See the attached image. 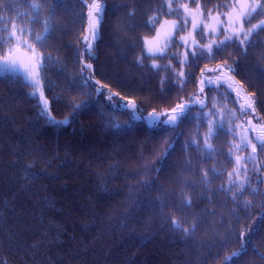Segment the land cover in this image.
Masks as SVG:
<instances>
[{
    "label": "trees",
    "instance_id": "trees-1",
    "mask_svg": "<svg viewBox=\"0 0 264 264\" xmlns=\"http://www.w3.org/2000/svg\"><path fill=\"white\" fill-rule=\"evenodd\" d=\"M186 2L175 0L173 8ZM33 3L40 5L41 21L50 16L53 0H0V36H7L12 24L29 26V18L35 15ZM103 3L99 36L91 53L78 55L88 26L89 9L82 0H56L49 21L54 31L44 44L34 40L43 30L42 22L31 26L32 36L17 33L21 40L34 43L39 53L51 54L40 79L51 115L57 120L68 117V123L48 122L41 114L39 94L30 95L33 89L21 72H0V264H229L226 258L240 248L264 214V151L259 144L254 159L242 161L247 168L242 194L233 199L238 187H232V192L220 189L229 187L228 173L237 167L235 157L252 154L250 145L239 150L234 145L241 143L250 116L264 124V104L257 103L255 113H242L232 92L226 99L215 89L209 93L207 87L205 94H198V81L201 69L239 60V73H231L232 77L247 95L264 101V82L257 71V65L264 66V31L253 34L252 39L260 43L248 48L246 57L238 41L230 42L214 59H201L190 69L177 62L185 49L175 44L168 52L181 55L157 57L161 67L153 69L152 58L137 61L143 38L153 36L163 20L178 16L167 11L165 0ZM220 3L229 0H210L207 8ZM190 7L195 8V3ZM133 10L134 15H129ZM153 16L154 25L149 22ZM263 17L264 7L247 19L245 28ZM190 31L189 23L176 33L177 39ZM223 36L221 32L201 39L197 33L196 39L206 44ZM9 43L17 45L15 40ZM16 51L31 56L23 44ZM169 61L172 68L166 69ZM85 63L92 68L82 74ZM181 69L195 75L182 89L171 83L162 89V78L175 80L174 72ZM101 86L102 94L97 96L95 90ZM224 91L222 87L220 92ZM110 94L113 102L135 101L141 118L130 119L129 109L113 107L107 100ZM205 95L207 106L193 105L175 129L146 122L153 109L170 112L177 103L205 99ZM213 97L217 109L228 116L234 111L235 116L209 141L216 150L209 159L203 147L208 124L199 114L212 110ZM84 101L87 106L74 112V105ZM247 135L252 139L254 133ZM190 140L199 147L190 145L185 150ZM169 142L175 150L162 165L160 157ZM230 150L231 160L226 158ZM212 168L219 174H213ZM244 175L242 169L240 176ZM182 199H190L191 205L183 206ZM163 202L170 206L163 207ZM197 218L199 228L187 240L172 225L176 219L188 228ZM252 244L264 253V225ZM231 264H264V259L249 245L248 253L233 258Z\"/></svg>",
    "mask_w": 264,
    "mask_h": 264
},
{
    "label": "snow or ice",
    "instance_id": "snow-or-ice-1",
    "mask_svg": "<svg viewBox=\"0 0 264 264\" xmlns=\"http://www.w3.org/2000/svg\"><path fill=\"white\" fill-rule=\"evenodd\" d=\"M167 5V11L170 14H176L178 16L177 20H165L161 24V28L157 30L156 36L152 39L148 37L143 38L144 49L142 50V56L137 58V61L142 63L145 58H152L153 62L151 67L153 69H159L161 65L156 63L157 57L163 58L166 55H170L172 59H177L181 54L178 52L169 53L168 49L175 44H179L184 47L185 51L182 53L183 59L177 60L181 65L188 64L189 68L198 66V62L201 59H214L218 54H221L226 47L229 46L230 42L238 41L239 45L242 47V52L244 56H247L248 48L255 47L259 41H254L252 39L253 34H259L260 31H264V20H261L258 24L251 25L249 28H245V23L247 19L252 17L258 9L264 7V4H261V0H229V3H220L214 5L212 9L207 8V3L210 0H204V3L201 4L198 0H189V2L177 4L173 8L175 0H165ZM82 3L89 9L87 13V35L82 37V42L84 43V49L78 53L82 55L84 52L91 53L94 41L97 37V32L99 28L100 21L104 12L105 5L103 0H93L92 4H88V0H82ZM190 3H195L196 7H190ZM56 0H53V7L50 9V16L43 21H41L39 10L40 5L38 3H33L32 8L35 11V15L29 18V26L27 27H17L15 24H12V31L8 32L7 36H0V48L4 49V55L0 57V72L3 71H12L22 72L20 73L23 77V81L30 85L33 91L30 93L32 96H36L39 93V98L42 104L41 114L48 118V122L54 126H59L68 123V117H65L63 120H57L54 116L51 115V109L49 107V102L46 97H44L43 87L40 79L41 70L45 69L48 65V61L52 60L50 53H39L34 43H30L28 39L21 40L20 36L17 33H27L29 36L33 35L32 25L36 23H43V30L39 34L34 35L35 42L44 44L48 39V34L54 31L52 25L49 23L51 15L55 13ZM228 9V11H216V9ZM182 10V14H181ZM159 11V9L157 10ZM215 12V15L213 13ZM135 10L129 13V15H134ZM224 17L225 19H221ZM156 17H149V22L155 24ZM191 24V31L187 35L179 36L177 39L176 33L183 31L187 28L188 24ZM134 27V25L132 26ZM7 31V29H4ZM161 30H164L163 33ZM223 31V39H211L208 43L202 44L198 39H196V34L198 33L201 39L206 36L211 35L212 37L217 36ZM17 41V45H12L10 41ZM19 44H23L31 52V60L27 64H21L14 54L16 47ZM7 45V47H6ZM166 69H171V61L169 64L164 66ZM85 68H92L91 64H83L81 67V73L83 74ZM174 71V70H173ZM257 71L262 77V82H264V66L257 65ZM239 73V60H234L231 64L225 60L224 63L216 65L215 68L201 69V79L198 81V94H205V88H208L209 93L215 89L217 93L224 97H228L229 93L235 92V101L241 99L245 100V103L240 104V111L242 113H247L250 110L252 113L256 112L255 105L257 103L264 104V101H259L256 99L255 95H247L243 90V86L235 85L234 78L231 76V73ZM211 73V75H207ZM217 73H219L217 75ZM177 79L172 80L171 77L166 76L162 78L161 84L162 89L163 85L166 83H171L172 86H179L181 89L183 86L194 76L195 74L191 71L185 72L181 69L179 72H174ZM86 82V81H85ZM102 87L96 88L97 96L102 94ZM224 88V92H220L221 88ZM118 95V94H116ZM209 99L208 95H205V99L191 98L188 101H183L177 103L175 107L170 109V112H157L153 109L152 112L148 113L147 119L151 125L163 124L164 126L171 127L175 129L183 122L189 115L190 109L193 105H199L201 109L207 106L206 101ZM108 102L113 107H122L124 109L130 110V119L139 120L141 115L138 105L135 101H132L129 104H124L120 101L113 102V95L110 94L107 97ZM213 108L209 112H203L199 114V118L206 120L208 124V132L203 138V147L204 151L209 159L212 158V153L215 152V148L209 142L212 138L218 137L219 130H225V124L229 119L235 116V112L231 113V116L225 115L223 109H217L216 104L214 103L215 97L212 98ZM87 101L76 103L74 105V112L77 110L83 109L87 106ZM226 107V106H225ZM167 117L166 119H161L162 117ZM209 117H216L215 119H209ZM248 127L244 128L243 133L241 134V143L234 145V147L239 150L241 147L251 146L252 154L247 157L236 156L235 161L237 167L233 169L232 172L228 173L229 177V187H222L221 191L232 192V187H238L236 193H232V198L235 199L237 195L242 194V190L245 189L247 183V168L242 164L243 160H253L254 154L257 151V144L260 146V150L264 151V124L255 125L251 120L247 122ZM251 131L254 133L252 139L256 143H252L247 133ZM190 145H195L199 147V144L195 140H190L186 142L183 146L185 150ZM174 143L169 142L165 147L163 155L160 157V162L163 165L170 152L174 151ZM226 158L231 160L232 154L231 150L226 154ZM188 166L191 167L190 162ZM243 169L245 175L240 176V172ZM162 169H157L159 172ZM211 172L213 174H219V170L212 168ZM236 176L237 179L233 180L232 177ZM205 181H207V172L204 173ZM144 183L145 187H152V185ZM256 190L253 189V192ZM148 203V201H144ZM183 206H190L191 200L181 201ZM247 203V202H246ZM163 207H169L170 205L167 202H163ZM182 211V208H181ZM200 218H197L190 227L185 228L181 225L179 220L173 219L172 225L175 229H178L184 233L185 240L191 238L192 234L199 228ZM264 225V214L261 215L260 220L254 225L247 233L244 241L241 243L240 248L237 251H234L226 260L231 264L233 258L237 260L242 256L248 253V247L251 245L253 251H255L261 259H264V253H259V250L252 240L260 232V227ZM239 238V237H237Z\"/></svg>",
    "mask_w": 264,
    "mask_h": 264
},
{
    "label": "rangeland",
    "instance_id": "rangeland-1",
    "mask_svg": "<svg viewBox=\"0 0 264 264\" xmlns=\"http://www.w3.org/2000/svg\"><path fill=\"white\" fill-rule=\"evenodd\" d=\"M93 3V1L90 3V4H92ZM104 13V12H103ZM221 19H225L224 17H221ZM166 20H169V21H171V20H174V19H166ZM261 20H264V17L261 19ZM261 20H258L257 21V23L256 24H258ZM165 20H163L160 24H159V26L157 27V30L158 29H160L161 28V24L164 22ZM101 22V21H100ZM88 27V26H87ZM99 29H100V24H99V28H98V32H97V37H96V39L98 38V36H99ZM157 30H156V33H157ZM192 30V29H191ZM163 31L164 30H161V32L163 33ZM222 33H223V31H221ZM156 33L153 35V36H148V38L149 39H152V38H154L155 36H156ZM88 33H87V29H86V33H85V35H87ZM95 39V40H96ZM95 40L94 41H92V44H94L95 43ZM14 58H16L21 64H27V63H29L30 62V60H31V56L29 55V54H27V53H25V52H22V51H16L15 52V54H14ZM216 66H209V67H207V68H215ZM20 72H22V68L20 69ZM219 73H217V75H218ZM207 75H211V73H207ZM232 76V75H231ZM235 85H239L236 81H235V79H234V86ZM43 93H44V91H43ZM234 95H236V93L233 91L232 92ZM39 94V93H38ZM44 97H45V95H44ZM198 99V98H197ZM132 102V100H129V101H125V102H123L124 104H129V103H131ZM239 102V104H243V103H245V100L244 99H241V100H239L238 101ZM157 112H165V111H159V110H156ZM150 112H152V111H150ZM150 112H148V113H150ZM247 112H251L250 110H248ZM148 113L146 114V116H145V119H146V122L148 123V125H150V126H154V125H151L150 124V122H149V120L147 119V116H148ZM167 117L165 116V117H162L161 119H166ZM249 120H251L252 121V123L253 124H255V125H261L262 123H259V122H257L255 119H254V117L253 116H250L249 118H248V121ZM156 125V124H155Z\"/></svg>",
    "mask_w": 264,
    "mask_h": 264
},
{
    "label": "bare ground",
    "instance_id": "bare-ground-1",
    "mask_svg": "<svg viewBox=\"0 0 264 264\" xmlns=\"http://www.w3.org/2000/svg\"><path fill=\"white\" fill-rule=\"evenodd\" d=\"M219 264H223L222 262H220Z\"/></svg>",
    "mask_w": 264,
    "mask_h": 264
}]
</instances>
